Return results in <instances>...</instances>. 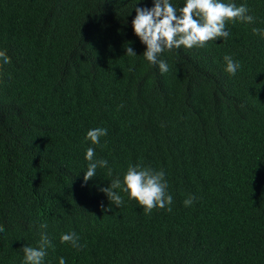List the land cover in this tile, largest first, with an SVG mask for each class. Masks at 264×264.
<instances>
[{"label": "trees", "instance_id": "obj_1", "mask_svg": "<svg viewBox=\"0 0 264 264\" xmlns=\"http://www.w3.org/2000/svg\"><path fill=\"white\" fill-rule=\"evenodd\" d=\"M222 2L254 23L165 49L162 74L132 25L153 0H0V264H24L42 231L44 264H264V0ZM88 148L108 164L85 182ZM130 165L164 171L170 212L145 214L123 183L119 207L100 190Z\"/></svg>", "mask_w": 264, "mask_h": 264}, {"label": "clouds", "instance_id": "obj_2", "mask_svg": "<svg viewBox=\"0 0 264 264\" xmlns=\"http://www.w3.org/2000/svg\"><path fill=\"white\" fill-rule=\"evenodd\" d=\"M152 8L135 9L136 15L132 21L134 33L141 42L146 45L144 58L152 65H158L160 72L166 73L169 70L168 64L159 59V56L167 50L179 49L181 46L191 49L193 47H204L209 41L217 38L227 39L230 33L226 31V22L240 21L246 24L254 23L255 18L249 15V9L245 5L236 6L233 3H224L222 0H186L183 7L177 9L170 3V0H153ZM254 35L264 38V30L253 28ZM126 54L136 55L131 47H126ZM226 71L235 75L241 67L240 63L234 61L231 56H225ZM0 66L10 63V58L5 51H0ZM131 71V69H129ZM107 135L104 128H94L87 132L86 139L93 144H98L100 138ZM85 159L88 161L84 181L96 175L97 168L107 167V160L97 159L93 148H88ZM111 174V169H109ZM124 187L121 189V185ZM167 181L163 170L156 171L150 167L130 165L123 177L113 179L110 186L100 189L108 199L119 207L123 203V197L116 189H121L129 194L142 206L145 214H151L154 208L171 211L170 205L173 197L167 192ZM195 197L189 196L184 200L185 207L193 204ZM107 209L106 211H110ZM41 229H47V224H41ZM5 229L0 226V232ZM80 237L75 232L62 234L61 243H70L72 247L80 250L84 246L79 243ZM52 242L46 231L41 232L40 241L37 247L25 245L22 247L24 264H44L47 249ZM59 264H65L63 257Z\"/></svg>", "mask_w": 264, "mask_h": 264}]
</instances>
